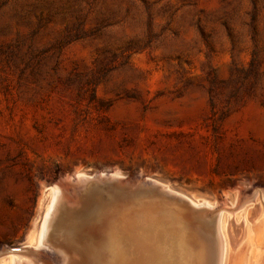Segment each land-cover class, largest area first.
Returning a JSON list of instances; mask_svg holds the SVG:
<instances>
[{
	"label": "rangeland",
	"instance_id": "obj_1",
	"mask_svg": "<svg viewBox=\"0 0 264 264\" xmlns=\"http://www.w3.org/2000/svg\"><path fill=\"white\" fill-rule=\"evenodd\" d=\"M132 213L264 264V0H0V264H87Z\"/></svg>",
	"mask_w": 264,
	"mask_h": 264
},
{
	"label": "bare ground",
	"instance_id": "obj_2",
	"mask_svg": "<svg viewBox=\"0 0 264 264\" xmlns=\"http://www.w3.org/2000/svg\"><path fill=\"white\" fill-rule=\"evenodd\" d=\"M114 175V174H113ZM114 177V176H113ZM84 178V179H83ZM90 178V177H89ZM79 180L82 181V179L84 181H86V179H88L87 177H83L82 175H80L78 177ZM114 179V178H112ZM117 179V178H116ZM116 181V180H115ZM156 183V182H155ZM158 184V183H157ZM83 185V184H82ZM80 187V186H79ZM169 189V188H168ZM60 188H56L54 189V196L53 198H55L56 200L60 197V191H63V190H60ZM65 190V189H64ZM83 192V191H82ZM64 193V192H63ZM63 197L65 194H62ZM66 198V197H64ZM81 198V197H80ZM54 200V199H53ZM68 200V199H67ZM71 200V199H70ZM59 201V200H58ZM57 201V202H58ZM191 201V200H190ZM57 202H53V206H54V203L57 204ZM70 203V202H69ZM78 203V202H77ZM63 204V203H62ZM65 205H61V209H58V215H56V219L57 217H59V215L62 212V210L64 211L65 208L64 207H67L68 205V202H65L64 203ZM175 204V203H174ZM60 205V204H59ZM181 206V205H180ZM195 206V205H194ZM70 208V207H69ZM134 208V207H133ZM86 209V208H85ZM88 209V208H87ZM124 209V208H123ZM180 209V208H179ZM103 211H105L104 209L101 210V212L103 213ZM110 211V210H109ZM120 211V209H119ZM132 211V210H131ZM176 211V210H175ZM179 211V210H178ZM182 211V210H181ZM100 212V211H99ZM100 212V213H101ZM107 212V211H106ZM114 212V211H113ZM52 213V212H51ZM50 213V214H51ZM54 213V211H53ZM56 213V212H55ZM67 213V212H66ZM80 213V212H78ZM109 213V212H108ZM107 213V214H108ZM216 213V212H215ZM47 214V213H46ZM112 214V213H111ZM156 214V213H155ZM155 214L153 215H150V214H135V213H132V215H126L124 214V217L126 215V217L128 216V218L126 219L127 220V223L126 225L124 226V230L123 233H121L120 235L118 234V236H114L112 238L109 239L108 243H107V240L105 241V239H102L103 237L101 236V233L99 234L100 235V238L102 240L105 241V247H102V249L104 248V250L106 251L105 254H99V253H96V254H93V255H88V252L89 251H86L85 248H83L84 250V255H86L84 257V255L82 256L83 258H85V260L90 261V262H86L87 264H130V263H133V262H130L129 259L133 258L132 257H128L129 255L127 253V251H129L125 245L127 244V242H130V241H127V242H124V240H122L124 237V235H131L132 238H134V241L135 243L133 242V240L130 242V244H127L129 246L132 247V242L134 243V246L136 244V247H135V251L136 253H139L141 254L142 256H140V259L143 260V264H206L205 262V255H202L200 254L199 252H194L192 250V248L189 246V242H188V237L186 236V231L184 230V228L180 226V220H179V217L174 216L173 213H171L170 217L171 219L167 218V217H160L156 220V222L154 223L153 222V216H155ZM177 214V213H176ZM183 214V213H182ZM222 214V213H221ZM78 215V214H77ZM94 215V214H92ZM101 215V214H100ZM114 215V214H113ZM112 215V216H113ZM192 215V214H191ZM53 216V214H52ZM50 215V217H52ZM79 216V215H78ZM94 219L96 218V215H94ZM99 216V214L97 215ZM110 216V214H109ZM120 216V215H119ZM184 216V215H183ZM221 216V215H220ZM93 217V216H91ZM189 217V216H188ZM187 217V218H188ZM49 218V216L45 217V219ZM119 218V217H118ZM121 218V217H120ZM119 218V220H120ZM194 218V217H193ZM54 219V218H53ZM93 219V218H92ZM185 219V218H184ZM50 220V218H49ZM62 221V220H61ZM95 221V220H94ZM99 221V219H98ZM103 221V220H102ZM111 221V220H110ZM114 221V220H113ZM129 221V222H128ZM47 223V221H44ZM56 222V221H55ZM89 222V221H88ZM56 223H59L56 222ZM70 223V222H69ZM92 223V222H91ZM90 223V224H91ZM103 223V222H102ZM184 223V222H183ZM89 224V225H90ZM60 225V224H59ZM88 225V226H89ZM107 225V224H106ZM120 226V224H118ZM185 225V224H183ZM52 226V224H51ZM51 226H49L51 228ZM87 226V224H86ZM195 226L196 225H192ZM46 227V224L44 225V228ZM107 227V226H106ZM118 227V226H116ZM123 226L120 227V229H118L119 231L122 228ZM190 227V225H189ZM43 228V227H42ZM49 228V230H50ZM89 228V227H88ZM93 228V227H92ZM98 228V227H97ZM105 228V226H104ZM111 228V227H110ZM193 228V227H191ZM190 228V229H191ZM221 228V227H219ZM83 229V228H82ZM101 229V228H100ZM99 228L97 230H100ZM109 229V228H108ZM43 230V229H42ZM47 230V228H46ZM71 230V229H70ZM107 230V229H106ZM116 230V229H115ZM45 231V229H44ZM103 231V229H102ZM111 230H109L110 232ZM117 231V230H116ZM87 232V231H86ZM84 232V233H86ZM113 230L110 232L112 233ZM121 232V231H120ZM117 231V233H120ZM46 233V232H45ZM48 233V232H47ZM44 234V232H43ZM108 234V233H107ZM45 235V234H44ZM48 235V234H47ZM76 235V234H75ZM86 235V234H85ZM98 235V237H99ZM110 234H108V237H109ZM112 235V234H111ZM116 235V234H115ZM42 236V235H41ZM129 236V237H131ZM49 237V236H48ZM88 237V236H87ZM199 237V236H198ZM75 240V244H77L76 242L78 241V239H76V237L74 236L73 237ZM86 238V237H85ZM46 239V238H45ZM55 239V238H54ZM83 239V238H82ZM100 239V240H101ZM127 239V237H126ZM131 239V238H129ZM88 240V239H86ZM101 240V241H102ZM190 240V239H189ZM234 240V239H233ZM100 241V242H101ZM43 242V240H42ZM44 242H46L44 240ZM79 243V241H78ZM104 243V242H102ZM101 243V245H102ZM107 243V244H106ZM193 243H195L193 241ZM198 243V242H197ZM196 243V244H197ZM236 243V242H235ZM51 244V243H50ZM125 244V245H124ZM42 245V244H41ZM40 245V246H41ZM126 245V246H127ZM39 246V247H40ZM128 246V247H129ZM133 246V247H134ZM48 247V246H47ZM147 248L148 250L147 251H144V249ZM14 249V248H13ZM92 249V248H91ZM133 249V248H132ZM23 250H25L24 248L23 249H20L19 251L14 249V250H11L10 253H9V260L11 261V264H27L28 262V258H25L21 255H19L21 252H23ZM132 251V250H131ZM134 251V250H133ZM134 251V252H135ZM70 252V255H72L74 257V259L79 255L78 252L76 251H69ZM80 252H82L80 250ZM147 252V253H146ZM220 252V251H219ZM222 252V251H221ZM61 253V259L63 262L67 261L68 260V256H67V253L64 251H60ZM143 253V254H142ZM134 254V253H133ZM218 254V252H217ZM219 255V254H218ZM58 256V255H57ZM76 256V257H75ZM81 257V258H82ZM60 258V257H59ZM70 258V256H69ZM79 258V257H77ZM185 260H184V259ZM71 259V258H70ZM139 259V260H140ZM59 259H57L58 261ZM129 260V261H128ZM134 259H132L133 261ZM139 260H137V263H139ZM69 261V260H68ZM71 261V260H70ZM73 262V261H72ZM79 263V262H78ZM81 263V262H80ZM59 264V263H58ZM73 264V263H71ZM140 264H142V261L140 262Z\"/></svg>",
	"mask_w": 264,
	"mask_h": 264
}]
</instances>
